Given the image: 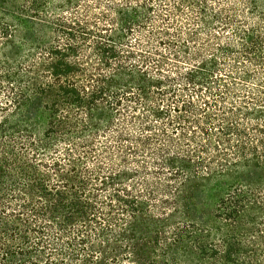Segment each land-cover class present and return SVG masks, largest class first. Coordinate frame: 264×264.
Here are the masks:
<instances>
[{
  "label": "trees",
  "instance_id": "16d2710c",
  "mask_svg": "<svg viewBox=\"0 0 264 264\" xmlns=\"http://www.w3.org/2000/svg\"><path fill=\"white\" fill-rule=\"evenodd\" d=\"M0 264H264V0H0Z\"/></svg>",
  "mask_w": 264,
  "mask_h": 264
}]
</instances>
